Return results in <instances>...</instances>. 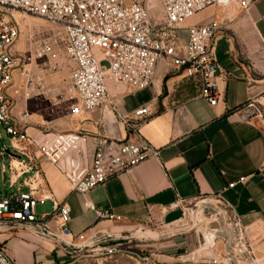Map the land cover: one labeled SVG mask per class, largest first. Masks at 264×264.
I'll return each instance as SVG.
<instances>
[{"label":"crops","instance_id":"0c3cea01","mask_svg":"<svg viewBox=\"0 0 264 264\" xmlns=\"http://www.w3.org/2000/svg\"><path fill=\"white\" fill-rule=\"evenodd\" d=\"M211 22L218 29L210 53L222 73L216 79L215 106L201 99L197 80L172 72L167 62L158 66L154 85L138 93L108 81L115 113L96 110L79 116H72L71 104L58 97L68 86L67 71L49 79L45 95L33 92L28 101L13 96L14 89L26 87L19 72L12 73L7 90L14 97L12 114L30 139L44 133L84 132L131 142L142 137L158 150L157 157L81 195L71 191L59 170L34 147L5 138L0 128V192L45 198L34 211L38 217L46 215L40 222L47 236L26 229L0 232V247L15 264H66L82 243L111 227L113 221L98 219L84 203L109 212L116 222L144 228L180 219L179 209H166L177 198L212 204L235 216L244 243L257 258H264V0H255L247 10L209 7L183 26ZM180 34L184 42L185 31ZM163 63L168 73L162 70ZM250 103L258 113L244 116L242 110ZM145 106L150 115L133 121V112ZM24 112L27 118L21 117ZM125 119L131 120V128L123 124ZM46 204L52 211L54 204L69 208L70 235L62 236L54 211L43 212ZM220 253V246L215 250L194 246L149 257L159 264H208Z\"/></svg>","mask_w":264,"mask_h":264},{"label":"built area","instance_id":"2783aa9c","mask_svg":"<svg viewBox=\"0 0 264 264\" xmlns=\"http://www.w3.org/2000/svg\"><path fill=\"white\" fill-rule=\"evenodd\" d=\"M254 1L0 0V128L17 144L34 147L46 163L59 170L71 191L85 195L141 162L157 157L158 150L142 137L131 142L84 132L44 133L39 139L32 140L12 114L14 97L28 101L34 93L43 96L49 79L58 72L67 71L68 86L58 97L71 104L72 116L96 110L115 113L108 81L133 94L138 93L154 85L158 66L167 62L172 72L188 80H197L201 99L209 106H215L218 101L216 79L222 73L210 53V45L218 26L211 22L184 28L183 24L209 7L247 10ZM14 12L40 18L57 28L49 38L30 40L28 51L21 55L15 50L21 30L12 18ZM181 31L186 34L184 42ZM44 61L46 65L39 64ZM14 71L24 79L26 89H14V97H11L7 90ZM242 113L250 116L258 110L250 103ZM149 115L150 107H141L133 112V121ZM21 117L27 118V113H22ZM122 122L126 128L133 126L131 120ZM243 181V178L239 179V182ZM233 186V183L228 185L229 188ZM44 202L45 198L35 199L31 193L0 192V232L26 229L47 236L48 232L40 222L46 215L38 217L34 211ZM186 204L185 200L177 198L166 209H179L184 217ZM83 207L93 211L98 219L118 221L107 211H95L88 203ZM53 211L59 219L62 236L70 235L69 208L54 204ZM227 222L236 233L234 249L240 255L239 264H264V258H257L244 243L237 218L227 214ZM120 240L103 236L82 243V248L95 247L97 254L109 257L130 255L141 264H159L137 250L124 249ZM204 242L207 243L205 236ZM216 248L215 243L210 249ZM207 262L230 263L223 251ZM0 264H15L2 247Z\"/></svg>","mask_w":264,"mask_h":264},{"label":"rangeland","instance_id":"374dc122","mask_svg":"<svg viewBox=\"0 0 264 264\" xmlns=\"http://www.w3.org/2000/svg\"><path fill=\"white\" fill-rule=\"evenodd\" d=\"M12 18L21 30V38L15 45V49L21 55L28 51L30 40L49 38L52 31L57 28V26L46 23L40 18L27 16L20 12L12 13ZM29 34L32 35L31 38ZM163 69H165V72L168 70L165 63L162 64ZM1 131L4 137L8 139L4 130L1 129ZM185 206L187 211L184 217L181 214V218L184 219L181 226L179 224L178 226L165 227L158 223H151L144 226V228H139L120 222H113L111 223V227L98 232L92 239L102 238L103 236L117 237L121 239L119 242L122 243L124 249L137 250V252H141L146 257L152 254L170 252V250L179 251L180 249H186L189 251L194 246L202 247L199 241L201 234L205 236L200 226L201 223L205 222V218L201 213L204 209H202L203 207L198 202H188ZM36 211L38 215L41 214L40 208H37ZM43 212L48 215L52 214L51 205L46 204ZM138 229L142 230L143 235L137 233ZM86 242L91 241L88 240ZM83 244L79 248H82ZM220 244L217 241V247H221ZM204 247H209L208 241L207 243L205 242ZM66 264H141V262L130 255L113 257L99 255L95 251V247H86L72 254V259Z\"/></svg>","mask_w":264,"mask_h":264},{"label":"water","instance_id":"95a60500","mask_svg":"<svg viewBox=\"0 0 264 264\" xmlns=\"http://www.w3.org/2000/svg\"><path fill=\"white\" fill-rule=\"evenodd\" d=\"M201 207H203L202 215L205 218V222L201 223L202 232L205 233L208 245L210 248L215 246L217 241L222 243V251L227 254V257L230 263L226 264H239L240 255L235 252L234 243L236 238V233L232 226L227 222V213L225 210L219 209L212 204L201 202ZM183 218L178 219L173 224L167 225L165 227H170L172 225L178 226L183 225ZM141 229H138L137 233L141 232ZM200 243L202 247L205 246L204 235L201 234ZM242 257H245L244 254H241Z\"/></svg>","mask_w":264,"mask_h":264}]
</instances>
